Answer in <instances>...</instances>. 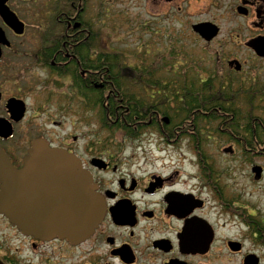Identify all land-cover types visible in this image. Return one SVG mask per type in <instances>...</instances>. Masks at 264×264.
<instances>
[{
	"label": "flooded vegetation",
	"instance_id": "flooded-vegetation-1",
	"mask_svg": "<svg viewBox=\"0 0 264 264\" xmlns=\"http://www.w3.org/2000/svg\"><path fill=\"white\" fill-rule=\"evenodd\" d=\"M147 30L165 31L173 61L117 43ZM196 48L203 60L176 71ZM243 49L251 63L232 54ZM191 73L214 90L180 89ZM250 79L264 104V0H0V161L24 169L36 141L65 150L105 204L79 237L67 211L83 201L62 173H23L16 218L0 210V264H264V108L247 141L225 91Z\"/></svg>",
	"mask_w": 264,
	"mask_h": 264
},
{
	"label": "water",
	"instance_id": "water-1",
	"mask_svg": "<svg viewBox=\"0 0 264 264\" xmlns=\"http://www.w3.org/2000/svg\"><path fill=\"white\" fill-rule=\"evenodd\" d=\"M206 31L210 32L208 38H213L216 31L207 28ZM204 35V32L201 34ZM249 45L255 48V42H250ZM236 63L237 69H240L238 61H233L231 64ZM30 157L25 160L24 169L18 171L12 167L7 161H0V177L3 179V191L0 193V210L14 220L18 214V210L15 208L16 202V189L15 181L24 176L23 173L28 174L30 172H51L52 179L56 178L62 173V180L68 181L69 188L76 196V193L83 201V207L76 211V206L73 209H68V220H73L76 223V213L80 217L79 221V237L85 238L93 232L98 226L105 214V204L103 198L98 196L91 186L90 179L86 175L81 166L80 160L66 151L49 147L42 141H36L31 150ZM255 171V169H254ZM26 176V175H25ZM28 179V178H27ZM78 183V185H77ZM22 194V190H20ZM60 230H67V226L60 227Z\"/></svg>",
	"mask_w": 264,
	"mask_h": 264
},
{
	"label": "rangeland",
	"instance_id": "rangeland-1",
	"mask_svg": "<svg viewBox=\"0 0 264 264\" xmlns=\"http://www.w3.org/2000/svg\"><path fill=\"white\" fill-rule=\"evenodd\" d=\"M119 9H122V6H120ZM166 30L167 29H165V31ZM165 31H163L164 36L161 37L159 35L160 37L158 39L156 38L154 31L152 32V31L147 30V34H142V35H140L139 33H136V35L135 34L129 35L127 33H122L116 37V40H117V43H122L126 47L131 48L133 54H137L138 56L141 52H138L137 49H139L140 46L144 44V42H146V45H148L147 47H145V49H148L146 59L150 62H153V64H151L153 66L158 65V63H163V65H165L167 60L173 61V56L170 55V52L167 53V51H169V47H167V42L169 41H168V38L165 37V36L171 35V33H169V31H166L167 33H169L167 35L166 33H164ZM143 49L144 48H142V51ZM180 54L181 55L178 59L180 63L178 64L175 61L176 71H184L187 65H190V64L192 65L199 64V61H202L204 58L203 56L206 55V53H204L199 48L193 49L191 51H184L183 53H180ZM232 54L238 56L242 61H251L253 58H255V55L253 54V52L250 50H246V49L237 50L236 52H232ZM186 55L188 56L185 58ZM182 63L184 65H181ZM179 66L181 68H184V70L179 69L178 68ZM175 73L176 72H174V74ZM180 148H183V150L179 152L181 156L188 155L187 151L184 152V149L186 148H184L182 145H180ZM149 149L151 150L152 156H159V153L156 151L154 147L149 148ZM250 165L251 163L248 165L247 164L244 165L245 172L251 171Z\"/></svg>",
	"mask_w": 264,
	"mask_h": 264
},
{
	"label": "trees",
	"instance_id": "trees-1",
	"mask_svg": "<svg viewBox=\"0 0 264 264\" xmlns=\"http://www.w3.org/2000/svg\"><path fill=\"white\" fill-rule=\"evenodd\" d=\"M255 74V73H254ZM250 74V75H254ZM248 75V74H247ZM180 76L183 78L180 80ZM228 78L227 79H232L235 74L231 73L229 71L226 72V75ZM236 77V76H235ZM234 80L229 81L232 83ZM199 79L197 77H192V76H184L183 74L179 75V88L182 90H190V91H195V92H210L213 89L214 83L212 80H210L207 84H205L203 87H198ZM232 84H229L227 89L225 91L228 92L226 97H231L235 99H229L226 98V101L229 102V105L227 109H233L234 107L237 106L236 102H238V108H242L243 110V122H244V129H243V139L247 141H253V131L251 130L250 126H247L248 124L251 125L252 123V114H253V109H259V108H264L263 101L260 99V96H255V80H246L243 83V88L238 92L239 94H236V89L233 90L230 88ZM194 99H186L184 101H180L179 104V109L180 113L185 114L189 111L191 108V103L193 102ZM195 102H198V100H194ZM212 102H220L218 98L216 99H211ZM198 105V104H197ZM236 105V106H235ZM220 107V106H219ZM211 120L216 119L217 116L215 114H211ZM131 135L134 136V133L131 132Z\"/></svg>",
	"mask_w": 264,
	"mask_h": 264
}]
</instances>
